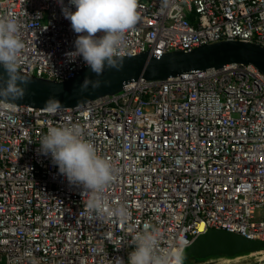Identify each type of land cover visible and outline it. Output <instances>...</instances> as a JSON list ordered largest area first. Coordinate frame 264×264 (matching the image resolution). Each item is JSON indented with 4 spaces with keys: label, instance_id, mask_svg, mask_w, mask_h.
<instances>
[{
    "label": "built area",
    "instance_id": "built-area-1",
    "mask_svg": "<svg viewBox=\"0 0 264 264\" xmlns=\"http://www.w3.org/2000/svg\"><path fill=\"white\" fill-rule=\"evenodd\" d=\"M137 4L115 57L222 40L264 45V0ZM8 16L24 42L19 71L66 80L87 66L67 61L78 34L57 0H0V18ZM68 125L114 170L99 194L104 212L89 208L94 194L37 151L48 128ZM121 205L126 221L112 213ZM211 228L264 242V74L253 64L141 79L55 113L0 99V264H117L145 230L171 264H185V250ZM258 253L264 248L247 255Z\"/></svg>",
    "mask_w": 264,
    "mask_h": 264
},
{
    "label": "clouds",
    "instance_id": "clouds-1",
    "mask_svg": "<svg viewBox=\"0 0 264 264\" xmlns=\"http://www.w3.org/2000/svg\"><path fill=\"white\" fill-rule=\"evenodd\" d=\"M61 12L70 21L74 33V50L66 52L68 62L77 57L95 74L86 77L80 85L82 93L98 89L107 83L99 79L106 67L119 68L122 62L114 53L122 43L126 30L138 20L137 0H57ZM75 9L74 11L72 9ZM99 33V35H97ZM24 42L19 37V23L11 16L0 18V99L9 103L22 99L29 81L18 69L19 53ZM44 107L55 113L60 107L59 99L50 96ZM38 153L50 156L70 184L80 185L93 197L87 206L97 212L106 211V205L99 195L114 179V170L105 157L97 154L94 146L85 140L78 125L53 126L40 138ZM112 213L126 221L129 211L126 206H117ZM172 254L158 250L153 231L145 230L134 238V247L128 253L127 261L117 258V264H171Z\"/></svg>",
    "mask_w": 264,
    "mask_h": 264
},
{
    "label": "water",
    "instance_id": "water-1",
    "mask_svg": "<svg viewBox=\"0 0 264 264\" xmlns=\"http://www.w3.org/2000/svg\"><path fill=\"white\" fill-rule=\"evenodd\" d=\"M116 58L122 62V66L118 69L106 67L99 77L107 83L98 89L90 88L84 93L80 91L84 79L96 78L88 66L66 80L37 77L19 71L29 81L28 90L22 99L12 103L45 108V101L50 96H55L59 99L60 107H77L97 98L116 94L128 83L141 79L164 80L196 70L221 68L232 63L253 64L264 74V45L250 41L222 40L203 44L189 51L173 50L162 55L143 52ZM0 72H3L2 68ZM261 248H264V242L249 239L226 229L211 228L189 245L183 253L182 260L187 263L194 258L234 257Z\"/></svg>",
    "mask_w": 264,
    "mask_h": 264
},
{
    "label": "rangeland",
    "instance_id": "rangeland-1",
    "mask_svg": "<svg viewBox=\"0 0 264 264\" xmlns=\"http://www.w3.org/2000/svg\"><path fill=\"white\" fill-rule=\"evenodd\" d=\"M211 258V257H210ZM262 259V260H261ZM217 260V261H216ZM213 262L206 263L202 261L199 263L187 262L186 264H221L223 259H216ZM264 261V253H258L253 255H240L236 257H230L228 264H256Z\"/></svg>",
    "mask_w": 264,
    "mask_h": 264
},
{
    "label": "trees",
    "instance_id": "trees-1",
    "mask_svg": "<svg viewBox=\"0 0 264 264\" xmlns=\"http://www.w3.org/2000/svg\"><path fill=\"white\" fill-rule=\"evenodd\" d=\"M250 253V252H249ZM249 253H242V254H239V255H236V256H240V255H247V254H249ZM236 256H234V257H236ZM210 258V257H209ZM209 258H206V259H192V260H190V262H194V263H199V262H202V261H205V260H207V259H209Z\"/></svg>",
    "mask_w": 264,
    "mask_h": 264
},
{
    "label": "bare ground",
    "instance_id": "bare-ground-1",
    "mask_svg": "<svg viewBox=\"0 0 264 264\" xmlns=\"http://www.w3.org/2000/svg\"><path fill=\"white\" fill-rule=\"evenodd\" d=\"M262 260V259H261ZM184 262V261H183ZM186 264V262H184ZM256 264H262V262L256 263Z\"/></svg>",
    "mask_w": 264,
    "mask_h": 264
}]
</instances>
